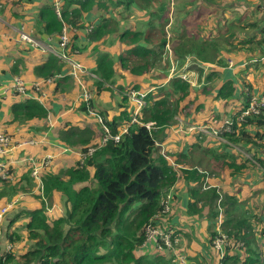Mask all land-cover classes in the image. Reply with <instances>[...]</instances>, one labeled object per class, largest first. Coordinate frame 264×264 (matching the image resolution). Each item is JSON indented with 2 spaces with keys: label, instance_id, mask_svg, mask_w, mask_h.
Returning a JSON list of instances; mask_svg holds the SVG:
<instances>
[{
  "label": "trees",
  "instance_id": "obj_1",
  "mask_svg": "<svg viewBox=\"0 0 264 264\" xmlns=\"http://www.w3.org/2000/svg\"><path fill=\"white\" fill-rule=\"evenodd\" d=\"M53 3L39 9V33L56 34L59 38L65 28L68 45L64 52L71 60L79 62L85 51L93 54L95 69L92 74L95 78L92 80L96 94L102 90L120 92L115 105L117 111L108 118L105 110H98L94 100L91 102V108L102 120L96 123L99 127L97 133L101 134L97 141L89 123L84 124L83 128L67 125L58 132V138L64 145L81 147L79 154L83 159L79 156L74 166L57 173L39 174L37 197L40 207L22 212L29 219L24 227L28 231L30 243L24 253L16 251L15 245L21 237L17 231L11 230V225L19 219L20 214H5L1 236L4 243L12 247L0 255V264H179L176 262V253L171 251H168L171 257L166 260L159 258L162 255L150 259L142 253L146 242L145 227L154 225L170 230L164 224L167 217L157 216L161 210V196L179 178L187 183L195 182L188 191L190 196L200 199L205 193L201 192L202 174L195 168L200 166L201 161L204 162V157L212 150H207L204 145L208 135L199 131L188 133L183 129L191 125L217 128L230 114L224 113L223 116L219 112H212L207 115L204 114L205 110L200 112L203 104L198 97L210 93L208 82H212L213 77L219 74L214 69L189 65V70L205 74L198 92H194L190 84L177 75L168 78L161 72L153 76L149 73L156 69L164 70L170 60L181 66L188 56H194V60L197 59L201 64L226 67V56L241 48L237 33H246L245 16H239L237 20L224 19L222 23L217 18V22L211 26L209 22L214 11L209 7V0H186L180 3L179 12L175 13L184 11L185 19L176 21L171 27L174 36L169 38L166 27L176 9L170 0H60L59 15ZM94 10L99 12L98 20L95 23L83 21L86 13ZM135 14H148L145 29L137 32L127 26ZM87 28H90L84 34L87 41L80 47L77 44V32H85ZM115 41L119 47L117 53L102 52ZM261 53L252 60L253 63L261 62L264 50ZM118 66L132 76L147 75L150 80H156L155 83L150 81V88L143 97L144 104L133 122L135 104L127 94L130 90L141 93L143 90L138 82L132 85L118 84L115 79ZM69 69L67 62L49 53L45 64L34 68V74L47 82H75ZM204 69L206 72H203ZM242 85L248 97L251 96L253 92L250 93L249 84L244 81ZM233 88V82L226 80L218 86L215 97L223 100ZM248 97L241 102V106ZM15 99L11 104L14 123L22 125L47 118L48 110L37 100ZM81 102L79 109L86 113V103ZM191 112L194 115L190 118ZM197 113L201 114L195 122ZM102 125L108 128L107 136H110L104 142ZM180 125L184 126L182 130ZM171 128L175 132L181 130L191 138L188 142H181L179 151H162L160 145L168 140V130ZM238 129L239 133L245 134V130L248 135L262 138L264 132L260 130H264V113L249 116ZM238 129L234 127L231 134L220 135L229 140L237 136ZM215 141L222 143L220 140ZM211 155L217 156L214 153ZM168 156L173 158L172 163L168 161ZM254 159L260 162V158L254 156ZM8 174L7 178L0 179V199H11L19 192L10 180V171ZM54 194L59 196L63 211L49 218L46 206L51 204ZM212 197H217L215 189L211 190L209 199ZM261 230L263 240L264 226ZM219 231L221 229L217 225L209 237V245L219 255L221 264H264V259H254L250 255L239 260L241 256L238 251L245 249L246 242L236 233L222 231L228 243L222 252L214 249L212 242ZM171 238L174 242V232ZM184 259L183 264H186L185 256Z\"/></svg>",
  "mask_w": 264,
  "mask_h": 264
},
{
  "label": "crops",
  "instance_id": "obj_2",
  "mask_svg": "<svg viewBox=\"0 0 264 264\" xmlns=\"http://www.w3.org/2000/svg\"><path fill=\"white\" fill-rule=\"evenodd\" d=\"M55 1L58 0H5L4 2L0 0V83L9 84L14 78H20L29 86L26 96H16L9 91L0 97V131L8 135L10 143L1 161L10 171L12 184L19 189L18 194L11 199H0V206L14 201L6 215L10 212H13V216L20 214L19 219L11 225V230L17 231L21 237L15 245L16 251L19 253H24L30 243L28 231L24 227L29 219L22 212L40 207L37 197L40 176L36 179L31 175L34 163L46 157L50 158L49 168H43L40 175L45 172L57 173L75 165L81 147L79 145L71 147L64 145L58 138V132L67 125L83 128L84 124L89 123L94 132L95 141L101 136L97 133L99 131L96 124L98 123L97 119L87 112L79 113V93L75 82L72 80L59 81L58 83L47 82L44 78L34 74L35 67L45 64L47 54L62 51L57 35L39 33L40 29L37 23L39 9L44 5H52ZM183 1L186 0H175V13L179 12L180 3ZM209 7L214 11L209 22L211 26L217 22V18H220L222 23L224 19L226 21L237 20L239 16H245L246 33H237L241 48L226 56V67L219 68L211 63L201 64L197 59L194 60V56H188L181 66L176 62L179 67L175 73L188 76L191 89L198 92L202 83L199 86L197 83L195 84L196 80L193 81V77L197 78V72L188 69L190 64L219 72L213 77L212 82H208L211 88L210 93L198 97L199 102L203 104L200 112L205 110L204 114L207 115L219 112L223 116L224 113L232 116L248 97L246 89L242 85L244 81L249 84L250 93L259 94L264 89V64H262L263 62H252L264 50V0H209ZM183 13L185 12L181 11L179 14L173 15L171 27L175 25L176 21L185 19V15L180 16ZM97 14H99L98 10L90 11L86 13L83 21L95 23L98 20ZM134 17V19H129L130 22L127 26L136 32L145 29L148 14H135ZM208 28L210 29V27ZM21 33L28 35L38 45L32 46L21 41ZM86 33V31L77 32L79 37L77 44L80 47L87 41L84 36ZM169 35L171 38L174 36L171 28ZM113 49H117L114 53L118 52L119 47L116 41L115 44L107 46L106 50L102 52L112 51L111 53H113ZM88 53L89 51L83 52L79 62L92 74L95 69V56ZM116 72L115 79L117 80L118 71ZM203 72H206V69ZM171 74L168 70L167 77L171 78ZM125 77L123 83L118 82V84L127 85L131 81L132 84L138 82L141 84L143 92L146 93L150 88L148 87L150 81L156 82L154 78L150 80L147 75L135 77L126 72ZM88 79L90 80H87V84L95 86L92 80L94 78L89 76ZM226 80L233 82L234 88L227 98L220 100L215 97L216 90ZM36 82H40V91L30 87ZM96 93L97 91L92 96L97 109L105 110L107 117H111L117 111L115 106L117 100L114 99L112 102L108 95L115 96L116 91L111 93L102 90L98 94ZM103 95L104 97L100 98ZM15 98L37 100L48 110L47 118L32 120L22 125L14 123L11 104L16 100ZM61 106L65 109L58 111ZM191 113L190 118L194 115V112ZM200 114L197 113L195 122L199 120ZM183 127L180 125V129ZM181 130L177 131L179 133L177 136L174 134L177 133L174 129L168 130V140L160 145L161 148L163 150L170 149L173 152L179 151L181 142L184 140L188 142L191 138L186 133H182L181 136ZM260 131L264 132L263 129ZM243 132L245 134L239 133L238 130L236 137L221 141V145L215 151L217 156L214 157L211 153H207L204 162L201 161L200 166L195 168L202 174L200 185L203 191L201 192H205L200 199L192 197L188 193L190 187L195 184L194 181L187 183L184 179L179 178L174 186L166 191L172 194V200L170 213L164 224L170 228L172 235L174 232V248L185 256L186 264H221L219 255L209 245V237L217 225L220 226L221 231L236 233L245 240V249L238 251L241 256L240 261L249 255L254 259H264V239H261L260 233L264 226V181L259 182L261 172L251 169L247 164L244 165L248 159H243L233 151V149L238 152L248 149L250 153L260 158V162L254 161L256 159L250 161L261 169L264 177V136L258 139L248 135L245 130ZM214 144H216L214 139L209 136L204 142L207 150ZM183 150L185 149L183 148ZM225 153L228 154V156H224L226 158L221 156ZM241 184H244V188L237 191L236 188ZM173 188L175 191L172 193ZM212 189H215L217 196L215 199L213 197L209 199ZM258 194L260 197L256 199L255 196ZM237 207L244 209L246 217L242 216ZM62 211L59 196L54 194L51 204L46 206V214L50 218L61 214ZM8 224L7 221L6 226ZM6 244L7 242L4 243L0 235V250H3ZM182 249H185V252ZM142 251L150 259L158 258L159 255H162L159 258L165 260L171 257L167 250H158L152 246L145 245Z\"/></svg>",
  "mask_w": 264,
  "mask_h": 264
},
{
  "label": "built area",
  "instance_id": "obj_3",
  "mask_svg": "<svg viewBox=\"0 0 264 264\" xmlns=\"http://www.w3.org/2000/svg\"><path fill=\"white\" fill-rule=\"evenodd\" d=\"M59 2L60 0L55 1L53 3L56 13L58 15H59ZM89 30L90 28H87L86 32H89ZM20 40L27 42L32 46L38 45L37 42H35V40H33L24 33L20 34ZM58 43L61 46L62 51L60 52L56 51L53 52V54L69 64V68H70L69 74L75 80L76 85L80 86L81 91L79 96L80 99L86 103L87 113L94 116L98 120V122H101L102 121L101 117H99L90 106L91 102L93 101L92 93L85 88L83 81L81 79L82 75L85 74L93 78H95V76L90 72H88L82 63L71 60L70 57H68L65 54L64 50L68 45V37L65 28H63L62 35L58 38ZM260 61L264 62V57H262ZM180 78L188 81V76L186 75H180ZM28 87L29 86H27L22 79L14 78L9 84L0 83V97L9 91H11L16 96H26ZM30 87L40 91V82L33 83L32 85H30ZM127 95L135 104V112L131 120L133 122L136 120L135 117L139 112V109L144 104L143 97L145 95V92L141 93V92H136L134 90H130ZM237 112L239 113H235L232 116L224 118V120H222L221 126L217 128H212L209 127L208 125H191L184 130L186 132L199 131L205 135L210 136L215 140L225 141L224 137L221 136L220 134L222 133L231 134L234 131V127L238 129L239 125L245 123L246 119L249 116L259 115L260 113H264V89L259 94L254 93L251 96H249L246 103H244V105L241 106ZM102 128L105 132V135L103 137V142H104L107 138H110V136H107L109 134L108 128L105 125H102ZM122 131H126V130L123 129ZM114 139L117 140L118 137L115 136ZM9 145L10 143H9L8 135L0 131V158L4 156ZM91 151L92 150L90 149L89 153H91ZM244 155L246 156V159L252 160V158L249 155L246 154ZM79 156L82 158L81 154H79ZM49 163H50L49 157H46L40 161L35 162L31 170V175L36 179L39 178V174L41 173L42 169L47 168ZM8 175L9 174L6 165L0 159V179H5L7 178ZM171 200H172V194L170 192H165V194L161 196V200H160L161 210L157 217L164 218L170 213ZM13 204L14 201L8 202L4 206L0 207V235L2 231V222L4 216L8 212V210L11 209ZM171 234L172 232L170 230L162 229L160 227L158 228L157 226L154 225H147L145 227L146 242L144 246L145 245L152 246L153 248H156L158 250H167V251H171L174 254L176 253L175 255L176 262L179 264H183L185 262L184 256L183 254L181 253L179 254L178 251L175 250L172 242ZM227 243H228L227 236L223 234L222 231H219L217 233L216 238L213 240L212 245L214 249L218 250L219 252H222L224 246H226ZM11 247L12 246L7 243L5 248L3 250H0V255L6 251H10Z\"/></svg>",
  "mask_w": 264,
  "mask_h": 264
},
{
  "label": "rangeland",
  "instance_id": "obj_4",
  "mask_svg": "<svg viewBox=\"0 0 264 264\" xmlns=\"http://www.w3.org/2000/svg\"><path fill=\"white\" fill-rule=\"evenodd\" d=\"M170 2L173 4V8H174V6H175V0H170ZM175 14V10L172 12V14H171V16H170V23L168 24V26L166 27V32H167V36L169 37V38H171L170 37V35H169V30H170V28H171V25H172V22H173V15ZM183 15H185V13H183V14H181L180 16H183ZM117 51V49H113V52H116ZM112 52V51H111ZM179 67V65L176 63V62H173V61H169V65H168V67H165L164 68V70H152L151 72H150V75H156L157 73H159V72H161V73H163V74H166L167 75V72H168V70H169V72H170V74L171 73H175L176 72V69ZM175 68V70H172V69H174ZM85 69L87 70V68L85 67ZM116 71H118V74H116V77L118 78L117 80V82H121V83H123V79L124 78H126L125 76H126V71H123V70H121L120 68H119V66H118V68L117 69H115ZM88 71V70H87ZM172 74V75H173ZM197 74V78L195 79V77H193V81H197V82H195V84L197 83L199 86L201 85V83L204 81V79H205V74H200V73H196ZM87 76L88 75H83V77L81 78L82 79V81H83V84H84V86H85V88L86 89H88L92 94H94L95 92H96V88H95V86H90L89 84H87V80H90V79H88L89 78V76H88V78H87ZM127 85H132V81L131 82H129V83H127ZM78 87H77V92L79 93V95H80V91H81V89H80V86L79 85H77ZM119 93L120 92H116L115 93V96L114 95H108L109 96V99L112 101V102H114V99H116L117 100V98L119 97L118 95H119ZM105 95V94H104ZM104 95L102 96V97H100V98H103L104 97ZM95 96V95H94ZM131 100V99H130ZM82 100L80 99V96H79V102H78V104H79V107L81 108V102ZM132 101V100H131ZM117 102V101H116ZM116 102H115V105H116ZM133 102V101H132ZM134 103V102H133ZM78 107V108H79ZM62 109H65L63 106H61L60 107V109L58 110V111H61ZM79 110V113L80 114H82V111H81V109H78ZM182 129V128H181ZM170 130V129H169ZM188 132V131H187ZM190 132H195V131H190ZM190 132H188V133H190ZM176 136L179 134L178 132L177 133H174ZM180 134H181V136H182V131H180ZM215 143L216 144H214V145H212V147H210V149H212L211 151H210V153H214L215 154V151L214 150H216L220 145H221V143H219V142H217V141H215ZM162 151H163V149H162ZM233 151H234V153L236 154V155H239V156H241L243 159H245L246 160V156L244 155V154H246V155H249L252 159H254V155L252 154V153H250L249 152V150L248 149H242V150H240V152H238V151H235L234 149H233ZM168 158V161L170 162V163H172L173 162V158L172 157H170V156H168L167 157ZM248 165V167H250L251 169H253V170H255V171H259V172H261L260 174V178H259V182H263L264 181V177L262 176V171H261V169H259L257 166H255V165H253V163L250 161V159H248V160H246L245 161V163H244V165ZM49 168V167H48ZM242 188H244V184H241L239 187H237L236 188V190L238 191V190H242ZM175 191V189L173 188V190H172V193ZM260 197V194H258L257 196H255V198L256 199H258ZM175 201V200H174ZM248 205V204H247ZM238 208V210L241 212V214H242V216L243 217H246V212L244 211V209L243 208H241V207H237ZM169 215V214H168ZM168 215L166 216V217H168ZM253 219V218H252ZM183 250V252H185V249H182Z\"/></svg>",
  "mask_w": 264,
  "mask_h": 264
},
{
  "label": "clouds",
  "instance_id": "obj_5",
  "mask_svg": "<svg viewBox=\"0 0 264 264\" xmlns=\"http://www.w3.org/2000/svg\"><path fill=\"white\" fill-rule=\"evenodd\" d=\"M167 50L169 51V49L167 48ZM170 61H172V60H170ZM174 75H177L179 78H180V75L179 74H177V73H174L173 75L171 74V76H174ZM181 79V78H180ZM183 80V79H182ZM184 81H186L187 83H190V80H189V78H188V81L187 80H184Z\"/></svg>",
  "mask_w": 264,
  "mask_h": 264
}]
</instances>
